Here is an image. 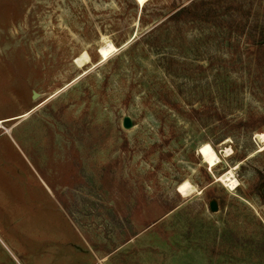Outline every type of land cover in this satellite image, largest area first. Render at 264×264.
I'll return each mask as SVG.
<instances>
[{"label": "rangeland", "instance_id": "374dc122", "mask_svg": "<svg viewBox=\"0 0 264 264\" xmlns=\"http://www.w3.org/2000/svg\"><path fill=\"white\" fill-rule=\"evenodd\" d=\"M263 131L264 0H0L18 264H264ZM237 163L232 194L215 177Z\"/></svg>", "mask_w": 264, "mask_h": 264}, {"label": "bare ground", "instance_id": "6f19581e", "mask_svg": "<svg viewBox=\"0 0 264 264\" xmlns=\"http://www.w3.org/2000/svg\"><path fill=\"white\" fill-rule=\"evenodd\" d=\"M112 48L105 47L103 49V56L106 57L107 54L112 51ZM255 140L259 143V152L264 151V131L255 133ZM256 150V152H258ZM198 153L202 160V163L207 166L209 171L213 173V170L220 164L223 163L222 155L218 153L210 143H204L198 148ZM254 153V152H253ZM223 157H229L232 152L231 149H225L221 152ZM238 164V163H237ZM239 167V164L236 167L229 168L225 170L220 176L215 177V181L221 183V185L227 189L228 192L235 194L239 186V182L235 177L234 171ZM177 192L182 195L184 198H188L191 195L198 192L196 187H194L190 180H186L177 187ZM200 193V192H199ZM250 207L253 205L246 200H244Z\"/></svg>", "mask_w": 264, "mask_h": 264}, {"label": "crops", "instance_id": "0c3cea01", "mask_svg": "<svg viewBox=\"0 0 264 264\" xmlns=\"http://www.w3.org/2000/svg\"><path fill=\"white\" fill-rule=\"evenodd\" d=\"M0 225L3 226V228H0V232L2 235H0V251H3L4 252V255L8 261V263L10 262V260H12L11 262L13 264H18V262H16V256L14 255V253L11 252V249L10 247L7 248V244L6 242H10V240H13L14 239V236H12L10 233H8V229H6L5 227V224H3L1 221H0ZM19 264H23L21 261L19 262Z\"/></svg>", "mask_w": 264, "mask_h": 264}, {"label": "water", "instance_id": "95a60500", "mask_svg": "<svg viewBox=\"0 0 264 264\" xmlns=\"http://www.w3.org/2000/svg\"><path fill=\"white\" fill-rule=\"evenodd\" d=\"M37 96H35L34 98H36ZM126 126L129 127L130 126V122H127L126 123ZM212 210L213 211H216L217 210V207H216V203H212Z\"/></svg>", "mask_w": 264, "mask_h": 264}]
</instances>
